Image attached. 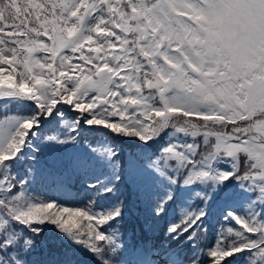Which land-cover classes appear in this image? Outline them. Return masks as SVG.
<instances>
[{"label": "snow or ice", "instance_id": "snow-or-ice-1", "mask_svg": "<svg viewBox=\"0 0 264 264\" xmlns=\"http://www.w3.org/2000/svg\"><path fill=\"white\" fill-rule=\"evenodd\" d=\"M241 258L264 264V0H0V264Z\"/></svg>", "mask_w": 264, "mask_h": 264}, {"label": "trees", "instance_id": "trees-1", "mask_svg": "<svg viewBox=\"0 0 264 264\" xmlns=\"http://www.w3.org/2000/svg\"><path fill=\"white\" fill-rule=\"evenodd\" d=\"M70 155L71 153L67 156H60L55 153L46 154L42 158L40 165L43 175L48 176V173L53 171V169H62L63 163ZM33 187L36 193L56 196L61 202L72 207L83 206V203L87 200L86 191L80 188L79 185H76L75 187H61L59 183H53L51 179H46L38 181ZM139 211L140 206L137 204L135 196H133L129 202V218L126 225L129 238L132 236L134 228L137 234H139V225L136 219ZM241 264H243V258H241Z\"/></svg>", "mask_w": 264, "mask_h": 264}]
</instances>
